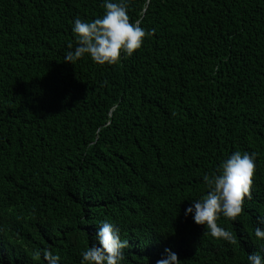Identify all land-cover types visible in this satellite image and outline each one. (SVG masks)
<instances>
[{
    "label": "trees",
    "instance_id": "trees-1",
    "mask_svg": "<svg viewBox=\"0 0 264 264\" xmlns=\"http://www.w3.org/2000/svg\"><path fill=\"white\" fill-rule=\"evenodd\" d=\"M103 0H0V264H80L100 222L128 241L122 264H248L264 248V0H128L149 33L112 65L76 46L75 18ZM254 156L229 244L189 214L232 152ZM264 227V226H262Z\"/></svg>",
    "mask_w": 264,
    "mask_h": 264
},
{
    "label": "clouds",
    "instance_id": "clouds-1",
    "mask_svg": "<svg viewBox=\"0 0 264 264\" xmlns=\"http://www.w3.org/2000/svg\"><path fill=\"white\" fill-rule=\"evenodd\" d=\"M103 13L92 20L74 19L71 31L76 46L69 45L63 61L71 65L87 56L98 65L115 64L121 55L132 56L141 48L149 34L140 21L130 22L128 0H103ZM254 173V156L247 152L234 151L221 162L211 176L202 179L206 194L190 200L184 211L191 214L196 225H202L208 235L235 244L232 232L219 227L217 220L223 216L235 221L244 210L245 198L249 197ZM254 237L264 242V216L257 219ZM96 243L80 253V264H122L124 249L128 245L121 239L120 229L111 222L102 221L95 234ZM47 264H57L58 258L50 251L44 253ZM248 264H264V248L247 255ZM156 264H180L177 254L168 249Z\"/></svg>",
    "mask_w": 264,
    "mask_h": 264
}]
</instances>
